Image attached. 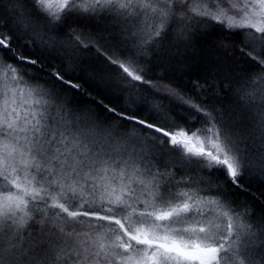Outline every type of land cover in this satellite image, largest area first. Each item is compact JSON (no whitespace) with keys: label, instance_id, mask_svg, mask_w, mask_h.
I'll use <instances>...</instances> for the list:
<instances>
[{"label":"snow or ice","instance_id":"obj_1","mask_svg":"<svg viewBox=\"0 0 264 264\" xmlns=\"http://www.w3.org/2000/svg\"><path fill=\"white\" fill-rule=\"evenodd\" d=\"M0 61V264H264V0H0Z\"/></svg>","mask_w":264,"mask_h":264},{"label":"trees","instance_id":"obj_2","mask_svg":"<svg viewBox=\"0 0 264 264\" xmlns=\"http://www.w3.org/2000/svg\"><path fill=\"white\" fill-rule=\"evenodd\" d=\"M246 31H253L254 32V29H247ZM259 35V34H257ZM0 63H2V61H0ZM53 63H57L56 61H53ZM65 63L67 65V68L68 70H71L72 68V64L71 62H69L68 60H65ZM57 66H59V64L57 63ZM176 68H177V71H175L174 75L176 77H179L181 75V72L179 71V68H180V65L177 64L176 65ZM79 70L77 69V72ZM171 72V69L169 70ZM93 75L92 72H87L84 74V79H88L89 76ZM5 76L3 74V71L0 70V90H2V87H3V81L5 80ZM106 79H107V76H106ZM89 83H91V81H89ZM261 87H264V82H261ZM84 88H85V91L87 92H90L93 96H96L97 93L95 91L94 88H91L89 87L88 84H84ZM140 90L138 89H130L129 92H122L120 89H113L112 92L110 93V95L112 97H116V96H121L123 97V101L122 102H117L115 104L116 107H125V108H128V109H131V110H136L137 107L141 106V104L143 105L144 107V111L140 112L139 114L144 117V118H148L150 115H156V113L153 111L152 109V105H157L160 103V101L158 99H155V100H146L144 99V97L147 96V93H141L140 94V98L138 99L137 103L136 104H132L129 102V97L130 95L135 98L136 97V94L137 92H139ZM82 99H86V97H81ZM30 102V101H29ZM165 104H168L167 101L164 102ZM2 107H3V100H0V110H2ZM81 107H91V108H95V105H82ZM176 111L178 112H183V109H176ZM162 115L164 113H161ZM187 115V113H185ZM168 119H169V122L172 123L174 122V118L169 114L168 115ZM113 125L116 124L115 121L112 122ZM183 127V125H182ZM176 131H179L180 129H175ZM130 132H134L135 134H139L138 130H134V129H129ZM193 142L195 144H193V148H200V147H205L206 150H210V144L209 145H204L203 143L193 139ZM0 187H2V185H0ZM257 186L254 184L253 185V188L255 189ZM261 191H264V189H261ZM240 202H243L246 198L245 197H240ZM252 202L249 200V204H251Z\"/></svg>","mask_w":264,"mask_h":264},{"label":"rangeland","instance_id":"obj_3","mask_svg":"<svg viewBox=\"0 0 264 264\" xmlns=\"http://www.w3.org/2000/svg\"><path fill=\"white\" fill-rule=\"evenodd\" d=\"M257 10H258V8H257ZM193 144H195L194 142L192 143V146H193ZM228 264H239V261H238V259H233V260H230L229 262H228Z\"/></svg>","mask_w":264,"mask_h":264}]
</instances>
